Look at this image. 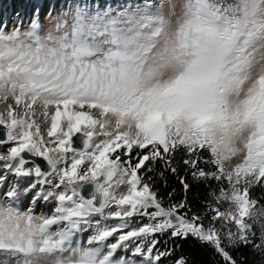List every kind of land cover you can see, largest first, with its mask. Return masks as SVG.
Listing matches in <instances>:
<instances>
[{"label": "clouds", "instance_id": "1", "mask_svg": "<svg viewBox=\"0 0 264 264\" xmlns=\"http://www.w3.org/2000/svg\"><path fill=\"white\" fill-rule=\"evenodd\" d=\"M150 4L147 13L133 8L103 19L66 9L35 37L28 25L19 40L9 42L19 45L21 63L0 65L9 76L0 82V97H24L39 115L67 94L95 105L108 130L120 121L129 139L201 140L224 176L255 153L264 165V0ZM254 185H245L244 224L248 235L264 242V204L251 198ZM227 202L225 215L238 217L239 201ZM95 246L67 248L61 264H100L103 258L89 252Z\"/></svg>", "mask_w": 264, "mask_h": 264}, {"label": "snow or ice", "instance_id": "2", "mask_svg": "<svg viewBox=\"0 0 264 264\" xmlns=\"http://www.w3.org/2000/svg\"><path fill=\"white\" fill-rule=\"evenodd\" d=\"M38 7H34L36 11ZM5 26L0 25V28ZM32 27H35L33 23ZM32 35V33H29ZM20 39L19 30H14L11 34L0 32V65L5 61L11 67H16L21 60L16 58V52L19 45L12 47L11 43ZM26 59V58H22ZM9 79L3 71H0V82ZM0 100L9 101L5 97ZM16 114L11 102L7 103L5 108L0 111V126L6 129L7 141L12 142L15 146L10 147L7 155H0V160L7 162V168L18 177H28L33 173L37 178L27 185L23 191L16 188L13 192L14 185H9L7 191L0 190V250L12 255L21 254L23 264H35L36 260H42L47 257L56 256L55 264H61L60 256L65 253V237L56 231L57 228L63 227L69 220L83 218L86 220L89 212L102 211L111 208L114 210L107 213V218H118V221L127 220L131 217L137 207L149 196L147 185H140L138 171L143 167L145 161L150 157L143 155L139 158L135 167H131L129 157L135 149H148L152 152L151 158L160 155V149L165 152L170 146L176 143L192 145L196 148H205L201 140L186 141L177 137L168 140L163 136L139 139H129L126 132H121V122L117 121L113 130H108L105 124L101 123L98 118H94L92 110L95 105L79 102L75 97H69L67 94L64 98L54 103L51 110H45L39 115L43 120L37 123L34 116L36 113L32 110V105L21 96H15ZM61 108L63 110H61ZM52 109H55L54 111ZM86 109V110H84ZM159 119V116L156 117ZM50 120V126L48 124ZM139 127V126H138ZM46 132V135H45ZM77 134H82L85 139L84 150L78 153L73 152L74 138ZM199 145V146H197ZM150 146V147H149ZM29 153L32 157H41L46 161V168L41 173L39 168L26 170L22 160L21 153ZM255 153L253 158L249 159L246 164L237 167L233 175L224 176L222 171L217 168V180L223 178L227 181L228 190L221 189L216 196V201H227L229 199L239 201L238 217L231 213L225 215L224 211L214 208L210 222L205 225L199 217H192L191 220H185L178 217L176 225L165 220L162 223H156L153 229L147 227L136 231H130L121 227L100 228L96 235L88 241V244H99L101 241L113 237L116 242H110L107 247L109 254L124 245V242L130 238H139L144 233H151L161 229H173V237L183 238L188 234H193L204 242H212L219 250L222 243V233L214 225L218 219L222 225H235L237 231L234 233L229 227L227 233L228 240L238 238L240 241L248 242L244 218L248 214L249 188L250 182L255 184L261 183L264 178V165L258 163ZM13 161H16L13 165ZM123 162L128 166L126 181L129 190L126 194L119 197L113 196L107 188L101 189L103 201L99 208L93 206L91 201L84 203L79 197V188L85 183L95 181L102 172L107 170L111 176L118 163ZM84 166L81 168V166ZM203 175V173H201ZM7 172L0 176V185L6 183ZM243 186V194L239 193V188ZM235 188L236 191L229 192V189ZM27 195L32 192V203L38 201L56 202L54 213L50 216H34L32 210L27 212H17L9 206L11 202L18 199L21 195ZM5 197L7 198L5 201ZM255 201H253L254 203ZM144 214V213H142ZM161 215L160 213L156 214ZM55 226V231L53 227ZM123 232V234H119ZM114 233L119 235L114 236ZM155 241L143 251L145 254H152L155 247ZM135 248V254L139 255L142 248ZM79 251V249H76ZM90 253H94L89 250ZM160 255L154 256L159 260ZM100 264H107L103 259ZM176 264H184L183 257L177 259Z\"/></svg>", "mask_w": 264, "mask_h": 264}, {"label": "trees", "instance_id": "3", "mask_svg": "<svg viewBox=\"0 0 264 264\" xmlns=\"http://www.w3.org/2000/svg\"><path fill=\"white\" fill-rule=\"evenodd\" d=\"M140 151L135 149L129 162L131 167H135L141 156L150 157L138 171L139 187L147 185L149 188V196L140 204V211L146 215L130 218L127 230L136 231L147 224L155 227L156 223L164 222L172 214L185 220L199 217L207 225L214 214L212 210L221 208L216 196L221 189L228 188L223 178L216 179L219 173L208 149L174 145L167 152L161 148L156 158H151L152 152L148 149L142 150L143 153ZM123 167L128 169L123 162L116 165L119 170ZM250 196L264 204V178L261 183L251 187ZM157 213L161 215L157 216ZM77 221L85 220L80 218ZM172 231L171 228L154 231L151 235L130 238L124 245L135 249L139 244L141 254H144L143 250L155 241L150 255L161 256L158 264H176L180 257H183L184 264H264V245L249 241L232 245L222 240L218 250L214 243L204 242L193 234L180 238L173 237Z\"/></svg>", "mask_w": 264, "mask_h": 264}, {"label": "rangeland", "instance_id": "4", "mask_svg": "<svg viewBox=\"0 0 264 264\" xmlns=\"http://www.w3.org/2000/svg\"><path fill=\"white\" fill-rule=\"evenodd\" d=\"M12 6L14 7L12 16L10 17L9 22L7 23L5 22V24L3 25L5 27L0 28V32H3L5 34H11L14 30L18 29L19 34L21 36L24 29L27 28L28 25H33L34 23L35 27H32V32H31L33 37L36 36V33L38 31H43V29L47 27L48 20L59 14H63L66 9L69 12H71V10L75 8L76 11L80 12L82 15L88 17H92L94 15L97 19H103L106 16L115 14L117 12L121 14H126L128 10H131L133 8L139 9L145 13L149 12L151 8L150 0H105V2L103 3L101 1L93 2L89 0H42L41 6L38 5L31 6L30 4L26 3L25 0H14ZM79 6H83V8ZM34 7H38V9L36 11H33ZM20 15L21 16L24 15L25 19L22 20L21 18H18ZM145 19L148 20L149 18L145 16ZM0 24H1V19H0ZM9 102L13 104L14 114H16L15 101H12L11 99H9V101H5L2 104H0V111H2L5 108L6 104ZM52 110L54 111L55 109ZM92 113L94 117L97 118V116L95 115L96 113L95 109L92 110ZM33 119H35L37 123H39L44 118L42 115H37L34 116ZM48 124L50 126V120ZM175 145L194 147L192 145H186L180 143H176ZM12 146H15V144L9 141L4 145L0 144V155H7L10 147ZM170 147L172 148L173 146ZM20 159L22 160L26 170L37 168L35 164L30 162H25L21 157ZM15 163L16 161H13V165H15ZM83 167L84 166L82 165L81 168ZM127 171L128 169L125 167H123L121 170L115 168V170L113 171L114 176L109 189L111 195L119 197L121 195L126 194V192L129 190V185L127 184L126 181ZM5 172H7L6 183L0 185V190H3L5 192L7 191L9 185H14L13 192H15L16 188H19L21 191H23V189L27 185H29L30 183H32L37 179L34 173L28 177L15 176L7 168V162L0 160V176H4ZM227 190L228 188L225 191ZM32 195H33L32 192H29L27 195H21L18 199L14 200V202H11L9 206L13 208L15 211L21 213L27 212L29 209H31L32 214L37 217L50 216L54 213V210L57 206L54 200L51 202H45L41 200L33 204ZM6 199L7 198L5 197V201ZM227 203H228L227 201H221L220 202L221 208H219L218 210H220L221 212L225 211L227 207ZM114 207L115 206L113 205L111 208L105 209V213L102 211L89 212L88 214L89 219L83 222L77 221V219L69 220L66 224L63 225V227L57 228L56 231L58 233H61L62 231H68L70 233V239L69 241H65L66 247L78 249L82 246L87 245L88 241L96 235V233L100 230L101 227L109 228V227L117 226L121 228L124 227L123 229H125L124 226L125 220L117 222L118 218H111V219L107 218L106 216L107 213L113 211ZM214 226L219 231H221L222 233L221 239L224 241H228L227 233L229 231V227L234 233L237 231L234 223L230 225H222L219 219L216 221V224H214ZM53 231H55V226L53 227ZM119 234H123V233L121 232ZM119 234L114 233V236H117ZM247 241L255 244L264 245V242L259 241L255 234L248 235ZM110 242L114 243L116 241L113 237H109L108 240L101 241V243L96 244L95 247L89 250L93 251L96 255L104 259V256L108 249L107 245ZM22 260H23V256L21 254L12 255L8 252L0 250V264H21ZM107 264H156V261L152 259L150 255L148 256L146 255L143 256L141 254L137 255L135 254V249L130 250L126 246L122 245L121 247H119L114 251L112 261L107 262Z\"/></svg>", "mask_w": 264, "mask_h": 264}, {"label": "water", "instance_id": "5", "mask_svg": "<svg viewBox=\"0 0 264 264\" xmlns=\"http://www.w3.org/2000/svg\"><path fill=\"white\" fill-rule=\"evenodd\" d=\"M0 144L4 145L7 141L6 136V129H4L3 126H0ZM85 137L81 134L79 138V134H77V137L74 138V145L72 146L73 151L75 152H81L84 150V144H85ZM25 162H30L36 165L37 168L40 169L41 173L45 170L47 164L46 161H44L41 157H32L29 153H21L20 156ZM113 175L109 176L107 170L101 173V175L95 180L93 183L83 184L80 187L79 195L81 197V200L85 203L91 201L93 203V206L96 208H99L102 203V193L99 191L100 188L104 185L110 182ZM173 223L177 222V218L173 216V220L171 221Z\"/></svg>", "mask_w": 264, "mask_h": 264}, {"label": "bare ground", "instance_id": "6", "mask_svg": "<svg viewBox=\"0 0 264 264\" xmlns=\"http://www.w3.org/2000/svg\"><path fill=\"white\" fill-rule=\"evenodd\" d=\"M33 1H35V0H33ZM37 2H39V0ZM6 3H7V0H0V19H1V24L0 25H4L5 22H9L10 17L12 16V13H13V10H14V7L12 5H9V4H6ZM12 7H13V9H12ZM18 18H21L22 20L25 19L24 15L23 16L20 15ZM61 110H63V109L61 108ZM0 134H2V133H0ZM112 175H114V173ZM93 182H95V181H93ZM93 182H91V183H93ZM111 183H112V180H110V182H108L107 184H104L100 188L99 191L102 193L101 189H104V188L110 189ZM85 184H88V183H85ZM102 195H103V193H102ZM103 199H104V197H102V201H103Z\"/></svg>", "mask_w": 264, "mask_h": 264}]
</instances>
